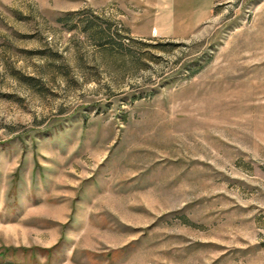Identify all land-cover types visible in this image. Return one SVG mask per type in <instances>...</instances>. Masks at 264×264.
I'll use <instances>...</instances> for the list:
<instances>
[{
  "label": "rangeland",
  "instance_id": "rangeland-1",
  "mask_svg": "<svg viewBox=\"0 0 264 264\" xmlns=\"http://www.w3.org/2000/svg\"><path fill=\"white\" fill-rule=\"evenodd\" d=\"M0 264H264V0H0Z\"/></svg>",
  "mask_w": 264,
  "mask_h": 264
}]
</instances>
